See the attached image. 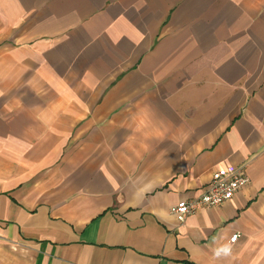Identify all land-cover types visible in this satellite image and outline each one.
Masks as SVG:
<instances>
[{"label": "crops", "instance_id": "1", "mask_svg": "<svg viewBox=\"0 0 264 264\" xmlns=\"http://www.w3.org/2000/svg\"><path fill=\"white\" fill-rule=\"evenodd\" d=\"M0 264H264V0H0Z\"/></svg>", "mask_w": 264, "mask_h": 264}, {"label": "built area", "instance_id": "2", "mask_svg": "<svg viewBox=\"0 0 264 264\" xmlns=\"http://www.w3.org/2000/svg\"><path fill=\"white\" fill-rule=\"evenodd\" d=\"M248 183L249 179L242 169L229 172L221 169L215 170L211 174L210 182L198 197L171 206L169 213L178 223H183L188 215L195 213L200 208L220 207L229 202ZM237 238L238 235L232 236L229 243H234Z\"/></svg>", "mask_w": 264, "mask_h": 264}, {"label": "clouds", "instance_id": "3", "mask_svg": "<svg viewBox=\"0 0 264 264\" xmlns=\"http://www.w3.org/2000/svg\"><path fill=\"white\" fill-rule=\"evenodd\" d=\"M225 251H227V249H224Z\"/></svg>", "mask_w": 264, "mask_h": 264}]
</instances>
